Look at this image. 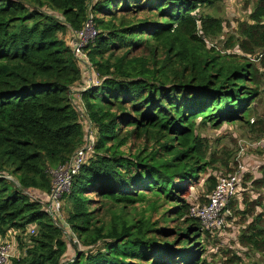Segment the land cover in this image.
Instances as JSON below:
<instances>
[{
    "label": "trees",
    "instance_id": "obj_1",
    "mask_svg": "<svg viewBox=\"0 0 264 264\" xmlns=\"http://www.w3.org/2000/svg\"><path fill=\"white\" fill-rule=\"evenodd\" d=\"M218 1L0 0V236L16 242L7 264H209L207 239L224 228L190 217L189 194L200 183L209 194L234 169L231 152L208 155L197 130L253 125L264 94V0L228 30L204 10ZM89 20L96 34L75 54ZM87 69L97 85H86ZM84 124L93 145L56 221L46 208L52 172L86 143ZM216 162L223 169L209 170ZM260 168L244 177L252 200L229 204L251 219L237 245L256 254ZM65 227L77 240L69 262Z\"/></svg>",
    "mask_w": 264,
    "mask_h": 264
},
{
    "label": "rangeland",
    "instance_id": "obj_2",
    "mask_svg": "<svg viewBox=\"0 0 264 264\" xmlns=\"http://www.w3.org/2000/svg\"><path fill=\"white\" fill-rule=\"evenodd\" d=\"M254 3V0H220L216 3L214 8L204 7L206 12L212 11L215 14H218L223 20L225 24V30H228V27L231 26V21H234V25H236L235 21H237L240 17L245 15L246 10L251 7ZM89 30V29H88ZM86 36H93L91 31H87L85 33ZM65 38V37H64ZM77 58H80L77 56ZM85 70H86V65ZM88 70L89 75H85L84 80L86 81V85L89 86L91 83L93 85H97L99 81L95 77V75L91 74L90 70ZM89 82V84H88ZM255 109L254 114L251 119H254V124L252 125L250 122L245 123L241 121H235L232 123H223L219 128H212L210 125L199 126L197 133L201 134L206 143V147L208 149V155L212 154L214 151H218L220 154H226L231 152V165L233 168V159L238 151L239 143L246 142L252 144V142H259L264 139V94L260 95V97L254 103ZM86 131V140L94 138L93 128L90 124H84ZM247 147V146H245ZM254 151L264 157V150L253 149L250 152ZM216 155V154H215ZM217 157V156H216ZM214 166L218 169L220 166L215 163L213 167L209 170H214ZM217 170L212 171V174H218ZM206 188L202 185V183L192 187L191 192L189 194V198L194 202L201 201L205 195ZM30 193V192H29ZM49 197V196H48ZM48 201V199H47ZM47 204V203H46ZM242 204V203H241ZM243 206L245 204H242ZM258 211L261 209L256 208ZM65 211V208H64ZM62 210V200L60 202V207L58 208V216L55 217L56 221H59L65 217V212ZM245 219V217H244ZM250 218L242 221L241 215L231 216L229 225H225L222 234L216 236L214 242L207 239L209 242V246L206 248V251L203 253V258L207 260L209 264H223L224 260L230 259L233 254L236 256H240V261L232 262L229 264H264V254H256L253 250H248L245 252L241 247H239L236 243V239L239 241V233L249 222ZM65 231L66 240H70L73 248L67 249V252L64 255V262H69L72 257L75 255L74 251V243L77 242L76 238L72 236L71 232L65 227L63 229ZM2 242V241H1ZM0 242V243H1ZM14 250L12 252V255ZM16 253V252H15Z\"/></svg>",
    "mask_w": 264,
    "mask_h": 264
},
{
    "label": "built area",
    "instance_id": "obj_3",
    "mask_svg": "<svg viewBox=\"0 0 264 264\" xmlns=\"http://www.w3.org/2000/svg\"><path fill=\"white\" fill-rule=\"evenodd\" d=\"M89 29V30H88ZM91 31L93 36H86L85 33ZM96 34L92 27L91 21L85 23L83 29L79 32L78 40L74 47V53L81 52L82 47L89 38ZM253 119H251V122ZM93 145V137L86 140V143L79 148L71 160L58 166L53 170V180L49 199L46 204L47 211L52 218L58 216V208L62 195L69 192L72 184L73 176L79 171V168L85 160L86 152ZM247 146V147H245ZM248 147L253 149L264 150V139L259 142L239 143L238 151L233 159V172L230 174L217 175V181L213 190L207 195L208 201L194 202L190 205L189 216L200 221V224L205 229L215 230L224 228L229 225L232 216L229 204L234 199L241 201L245 193L253 192L250 187L245 186V175L249 172L248 165H246V158L248 156ZM250 155L248 156V158ZM33 232V230H31ZM12 243L10 241H3L0 243V264H7L12 256Z\"/></svg>",
    "mask_w": 264,
    "mask_h": 264
},
{
    "label": "crops",
    "instance_id": "obj_4",
    "mask_svg": "<svg viewBox=\"0 0 264 264\" xmlns=\"http://www.w3.org/2000/svg\"><path fill=\"white\" fill-rule=\"evenodd\" d=\"M249 9H250V7L246 10L244 17H247V13H248ZM251 150H253V148L252 147H248V156L250 155V157L248 158V156H247L246 165H248V170H249L248 174H250L251 176H255L256 174L259 173V171L261 169L260 165L264 164V157L262 158L261 155L255 153L254 151L250 152ZM244 196L248 199V201H251L252 197L255 196V194H254V191H253V192H249V193L245 194ZM258 209H261V208H258ZM4 239H10L8 241H10L12 243V248H13V250H15V245H16V244H14L15 236L14 235L12 236V234H10V233L5 235L4 237L0 236V242L1 241L3 242Z\"/></svg>",
    "mask_w": 264,
    "mask_h": 264
}]
</instances>
